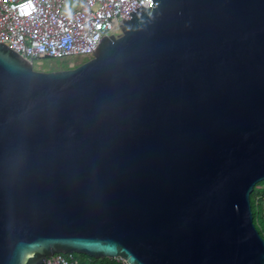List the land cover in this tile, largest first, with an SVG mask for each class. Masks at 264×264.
<instances>
[{"label": "water", "instance_id": "water-1", "mask_svg": "<svg viewBox=\"0 0 264 264\" xmlns=\"http://www.w3.org/2000/svg\"><path fill=\"white\" fill-rule=\"evenodd\" d=\"M90 58L0 41V264H264V0H151Z\"/></svg>", "mask_w": 264, "mask_h": 264}, {"label": "built area", "instance_id": "built-area-1", "mask_svg": "<svg viewBox=\"0 0 264 264\" xmlns=\"http://www.w3.org/2000/svg\"><path fill=\"white\" fill-rule=\"evenodd\" d=\"M151 0H0V41L23 57L42 52L90 58L97 39L114 35L122 18ZM73 61V60H70ZM66 62V61H65ZM264 212L261 192L255 197ZM70 252H54L41 264H75Z\"/></svg>", "mask_w": 264, "mask_h": 264}, {"label": "trees", "instance_id": "trees-1", "mask_svg": "<svg viewBox=\"0 0 264 264\" xmlns=\"http://www.w3.org/2000/svg\"><path fill=\"white\" fill-rule=\"evenodd\" d=\"M264 180V179H263ZM261 181H258L253 186V189L256 185H259ZM252 191L250 192V205H251V211H252V220L254 222V225L259 232V234L264 239V212L262 211L261 204L255 203V197L258 194V191ZM263 197H264V188L261 187L259 190ZM76 256V263L75 264H127L125 261L119 259V258H113V257H93L84 253H74Z\"/></svg>", "mask_w": 264, "mask_h": 264}, {"label": "rangeland", "instance_id": "rangeland-1", "mask_svg": "<svg viewBox=\"0 0 264 264\" xmlns=\"http://www.w3.org/2000/svg\"><path fill=\"white\" fill-rule=\"evenodd\" d=\"M119 28L118 29H115L114 31H113V33H115V34H118L119 33ZM84 57H81V56H76V57H66V58H63L62 60H61V62H65V61H70V60H80V59H83ZM261 187L262 188H264V180H262V182L259 184V185H256L255 187H254V189H253V191L255 192V191H258V192H260L259 190L261 189ZM75 254L77 253V252H74Z\"/></svg>", "mask_w": 264, "mask_h": 264}]
</instances>
